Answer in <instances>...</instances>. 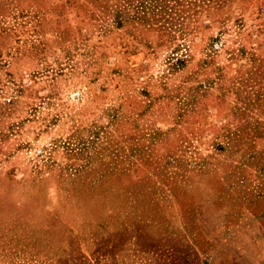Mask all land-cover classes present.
Here are the masks:
<instances>
[{
    "label": "rangeland",
    "instance_id": "1",
    "mask_svg": "<svg viewBox=\"0 0 264 264\" xmlns=\"http://www.w3.org/2000/svg\"><path fill=\"white\" fill-rule=\"evenodd\" d=\"M187 1L0 0V264H264V0Z\"/></svg>",
    "mask_w": 264,
    "mask_h": 264
},
{
    "label": "trees",
    "instance_id": "2",
    "mask_svg": "<svg viewBox=\"0 0 264 264\" xmlns=\"http://www.w3.org/2000/svg\"><path fill=\"white\" fill-rule=\"evenodd\" d=\"M193 1L195 5L196 0ZM187 0H86L83 6L97 9L102 16L111 19L113 26L120 28L127 20L145 25L147 21L170 24L172 14L185 8ZM186 5H189L186 4ZM191 5V4H190ZM131 12V13H130ZM164 20V21H163ZM105 22V21H103ZM106 23V22H105ZM173 25V24H172ZM163 26V24H162ZM168 27V26H167Z\"/></svg>",
    "mask_w": 264,
    "mask_h": 264
}]
</instances>
